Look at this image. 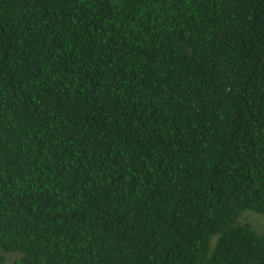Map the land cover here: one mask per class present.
I'll use <instances>...</instances> for the list:
<instances>
[{
  "label": "trees",
  "instance_id": "trees-1",
  "mask_svg": "<svg viewBox=\"0 0 264 264\" xmlns=\"http://www.w3.org/2000/svg\"><path fill=\"white\" fill-rule=\"evenodd\" d=\"M244 210L264 0H0V264H264Z\"/></svg>",
  "mask_w": 264,
  "mask_h": 264
},
{
  "label": "rangeland",
  "instance_id": "rangeland-1",
  "mask_svg": "<svg viewBox=\"0 0 264 264\" xmlns=\"http://www.w3.org/2000/svg\"><path fill=\"white\" fill-rule=\"evenodd\" d=\"M239 220L242 223L246 222L250 224L252 228H254L258 233H264V213H257L251 210H244L241 213ZM5 257L6 260L4 264H17L20 260V255L16 253H7Z\"/></svg>",
  "mask_w": 264,
  "mask_h": 264
}]
</instances>
